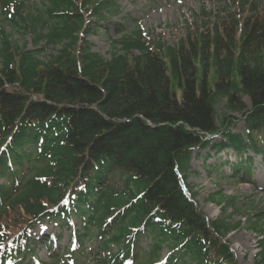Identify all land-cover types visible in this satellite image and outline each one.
Instances as JSON below:
<instances>
[{
	"label": "trees",
	"instance_id": "obj_1",
	"mask_svg": "<svg viewBox=\"0 0 264 264\" xmlns=\"http://www.w3.org/2000/svg\"><path fill=\"white\" fill-rule=\"evenodd\" d=\"M26 1L0 0V14L59 48L42 57L0 24V264H239L226 236L241 222L209 219L180 179L207 147H231L242 181L247 151L264 163V6L238 0L175 44L119 33L107 59L90 49L86 13L107 20L112 0H40L29 12ZM218 196L237 212L236 198ZM44 221L62 230L33 234ZM263 222L259 210L250 226L263 234ZM259 247L252 264H264Z\"/></svg>",
	"mask_w": 264,
	"mask_h": 264
},
{
	"label": "rangeland",
	"instance_id": "obj_2",
	"mask_svg": "<svg viewBox=\"0 0 264 264\" xmlns=\"http://www.w3.org/2000/svg\"><path fill=\"white\" fill-rule=\"evenodd\" d=\"M118 6V11L114 14H108L107 20L97 19L88 16L86 20L94 24V30L86 34L91 51L100 53L109 59L112 52V41L119 36L116 29L122 27L121 31L129 32L136 28L143 31V34L154 41L163 37L168 44H175L185 35V28L188 23L202 22L205 18L203 11L211 15L214 20L222 8L229 10L236 9L234 0H113ZM264 5V0H258ZM40 6V0H30L27 2L26 11L33 10ZM225 14V13H223ZM207 18V17H206ZM2 20L0 24L4 25L6 32L11 33V39L19 45L26 43L27 48L31 50L43 49L42 57L47 54H56L58 45L46 46L44 41L35 42L34 35L29 30H17L9 21L5 20L3 14H0ZM209 19V17H208ZM248 102L247 97H243ZM224 100L218 104L219 109L223 107ZM239 117V115L235 114ZM233 132L245 133V126L241 120H237L231 129ZM220 136L214 137L212 143H218ZM252 156V160L247 162L250 166L249 179L240 180L239 177L231 176L233 165L239 161V156L231 147H207L201 150H193L190 158V167L184 180L188 189L196 193L195 201L198 208L205 215L215 220L222 215H228L231 222L240 221L241 224L235 230L231 231L226 238L231 243V249L235 253V258L239 264H252L256 253L260 250L259 239L264 240V233L255 231L250 226L257 211L261 210L264 214V163L260 154L253 153L252 150L243 155ZM3 179H0V182ZM225 196L236 198L235 207L229 206L225 213L222 212V205L210 200V195L218 198V192ZM211 214L215 216L210 217ZM75 226L71 229L62 230L57 222L44 221L39 225L33 234L39 231L59 232L62 230L61 247L68 245V234L79 226L78 219L73 217ZM264 223V222H263ZM95 240L92 239L87 246H95ZM150 243L148 235L142 236L140 246L145 249ZM37 256L43 261L48 260V249L43 245H38ZM166 250L163 249L162 256Z\"/></svg>",
	"mask_w": 264,
	"mask_h": 264
},
{
	"label": "bare ground",
	"instance_id": "obj_3",
	"mask_svg": "<svg viewBox=\"0 0 264 264\" xmlns=\"http://www.w3.org/2000/svg\"><path fill=\"white\" fill-rule=\"evenodd\" d=\"M213 216H215V214H211V215H210V217H213Z\"/></svg>",
	"mask_w": 264,
	"mask_h": 264
}]
</instances>
